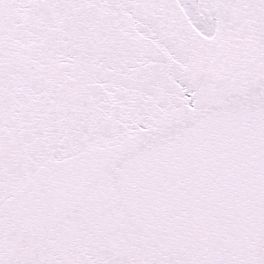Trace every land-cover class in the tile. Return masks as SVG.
I'll return each mask as SVG.
<instances>
[{
  "label": "snow or ice",
  "instance_id": "snow-or-ice-1",
  "mask_svg": "<svg viewBox=\"0 0 264 264\" xmlns=\"http://www.w3.org/2000/svg\"><path fill=\"white\" fill-rule=\"evenodd\" d=\"M0 264H264V0H0Z\"/></svg>",
  "mask_w": 264,
  "mask_h": 264
}]
</instances>
